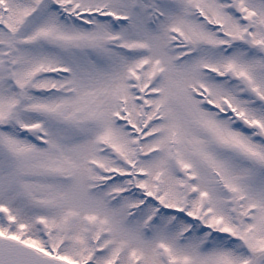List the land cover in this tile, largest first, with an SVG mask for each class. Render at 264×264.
Here are the masks:
<instances>
[{"label":"snow or ice","instance_id":"snow-or-ice-1","mask_svg":"<svg viewBox=\"0 0 264 264\" xmlns=\"http://www.w3.org/2000/svg\"><path fill=\"white\" fill-rule=\"evenodd\" d=\"M0 264H264V0H0Z\"/></svg>","mask_w":264,"mask_h":264}]
</instances>
